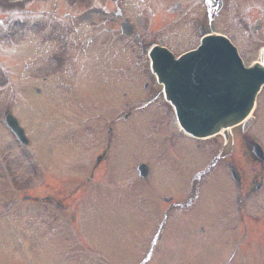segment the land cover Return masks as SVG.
Masks as SVG:
<instances>
[{
  "label": "rangeland",
  "instance_id": "374dc122",
  "mask_svg": "<svg viewBox=\"0 0 264 264\" xmlns=\"http://www.w3.org/2000/svg\"><path fill=\"white\" fill-rule=\"evenodd\" d=\"M235 0H228V5H230L229 7L231 8V10H233V6H235ZM136 3V1H135ZM134 4H127L126 5V9L127 11H131L134 7ZM194 19V18H193ZM232 23L230 25L231 30L233 31L230 32V34L233 36V39L236 41V43L240 46H244L242 51L244 53V55L247 58L248 62H251V60H256L259 54V46L256 44H249V42L245 41V39L241 36L242 34L244 35V32H239V28L237 25V22H239L240 18H238V16L235 14L233 16L230 17L229 19ZM193 26H194V22H190L188 21V25H178L175 26L174 24L171 26L172 28L170 29V32L174 33V35H170L168 34L170 37L172 38H166L164 35H159L157 37H155V42L160 43V44H164V45H168L171 47H181L178 50V53L182 52V49H184L185 47H188V49L193 48V46H195L196 44L193 42V38L196 36V34L194 35V31H193ZM217 28H220L219 25H217ZM184 29H187V32H184ZM24 31L22 29H17L16 30V34L13 36L14 39H11L13 42L17 43V42H21V36L24 34ZM183 32V33H182ZM23 33V34H22ZM140 33L145 35V30L144 29H140ZM182 34H187L186 37H184L181 40ZM9 36H6L5 30L2 28L0 29V54L3 55L4 58L8 57V52L7 49L9 48V43H8V38ZM173 40V41H172ZM181 44L178 46V43ZM186 43L188 44L186 46ZM125 46H122L121 49H124V52H127L131 55H135V48L138 45V40H135L131 43L128 42H124L123 43ZM249 46V48H248ZM113 47V46H112ZM7 48V49H6ZM116 49L122 51L119 47ZM181 50V51H180ZM186 50V49H184ZM183 50V51H184ZM20 52V50H18ZM114 52H112L111 54H113ZM21 55V62L16 61L14 62L13 60L12 63L16 64L15 67V72L17 75H20L21 73V63L25 60V56ZM248 55V57H247ZM121 56H123V53H121ZM136 56V55H135ZM137 59V57H135ZM8 61L10 62V60L8 59ZM138 61V59H137ZM122 67L127 68L130 67L131 65H133V59L129 58V57H123L122 62L119 63ZM118 64V65H119ZM117 73V71H116ZM120 76H122V70L121 72H119ZM0 77H3L0 74ZM134 78L137 80L138 82V89L140 91H137V93H146V91L143 89V84L147 81L145 72L143 71H138L136 73V75L134 76ZM23 84L21 83L19 84L18 87H22L23 88ZM114 85L115 84H109L110 86V93H109V100H113V98H115L113 96L114 93ZM118 87H120L122 92H126L128 93V88L126 87L127 84L125 82H121V84L117 85ZM93 88V86L91 87ZM52 90V88H47L44 92V95L42 97V100H26L25 98L21 99L19 97V101L21 104H19L17 106V108H15V110L17 111V113L21 116V118L23 119L24 122L29 123V127H30V133H31V139H32V147L30 148L29 151V155L27 154V152L22 151L17 145L16 143L10 138V136L6 133V131H4V129H2L1 125H0V138H2L0 140V164L2 166H0V183L5 182V187H7L9 189V184L6 182L8 179L10 181H13L14 184L12 185V188L14 190L17 189H33L34 187L39 185V176L38 175H34L31 174L34 170H33V166L32 163L35 164V166L37 165L38 168L42 171H47V172H54L55 169L58 168L59 164H63L65 162L68 161V156L72 155L71 152V148H69L67 145L62 146L60 143L57 142V137L55 135H53V132H47V133H41V131L43 129H47V125L51 124L53 121V117L51 118V120H44L41 117V106L43 107V103H49L51 107L54 106V101L50 100L51 98H53V96L49 93V91ZM21 92V90H20ZM18 89H17V94H18ZM115 94V93H114ZM147 94V93H146ZM121 97H118V100H129L130 99V95H127V97H122V93H120ZM145 95V94H142ZM6 95H4L5 97ZM61 97H63V93L61 94ZM44 101V102H43ZM3 102H5V100H1L0 103V111H1V107ZM111 102V101H109ZM123 110L122 114H125L127 111H129V107L127 108H121ZM257 112H260L261 114V121H264V92L261 94V96L259 97L258 100V107H257ZM118 114V113H117ZM123 116V115H120ZM66 123H68L66 121ZM263 122L259 123L261 124L258 128V131L264 132V123ZM39 135L41 136V138L39 137ZM45 138V141L43 140ZM54 142L58 143V145L60 146V148L56 147L53 150V147H50ZM69 144V143H68ZM57 152V153H56ZM57 154L60 155V157H57ZM33 155V157H32ZM74 159L76 158V154L71 156ZM72 163H70L67 168L69 166H71ZM53 167V168H52ZM56 167V168H55ZM3 168V169H2ZM66 168V169H67ZM224 173L221 171V169L218 170L217 172V176H221ZM223 180H225V178L222 177ZM222 180V181H223ZM27 220V219H26ZM34 222L33 226H31L29 224L26 225L25 224V220H20V221H15L14 220V224L9 225L8 227L10 228H19L21 231H23L26 235V237L31 241V238L33 237V235H35V230L38 231V224L37 222V216L34 215ZM184 238V237H182ZM179 242H181L180 239H174L173 241V246L175 247ZM28 247H30V243L27 244ZM15 246V245H14ZM13 246V247H14ZM206 246L208 247H204L202 245L201 248H197L196 245L194 244L192 247L187 246L186 248H183L184 250L181 251H188V255H190L189 251H191V254L193 256V260L192 261H187L184 259V263L185 264H223L224 262H226V260L229 258V255H227L228 257H226L224 259V255L223 257H219V256H215L217 254V248H215V246L213 244L208 243V245L206 244ZM218 247V246H216ZM224 247V246H223ZM40 249V247L38 248ZM230 249V248H229ZM228 249V250H229ZM15 250V249H14ZM234 249L232 248L231 251H233ZM50 251V250H49ZM49 251L45 250L46 254H51ZM177 251V253H176ZM17 252V251H15ZM176 253V255H175ZM185 255V254H184ZM17 256H19L17 254ZM30 257L33 258V256L31 254H29ZM181 255H178V250L176 249H171L169 251V256L165 257V260H163L161 263H157V264H177V262L179 261ZM130 260H126L125 263L123 264H129ZM30 262V261H29ZM132 261H130L131 263ZM31 263V262H30ZM264 264L261 262H258L256 260H254L253 264ZM32 264V263H31ZM45 264H69L67 262H61L58 260H53L52 263H45ZM234 264H241L239 258L235 259V263Z\"/></svg>",
  "mask_w": 264,
  "mask_h": 264
},
{
  "label": "water",
  "instance_id": "95a60500",
  "mask_svg": "<svg viewBox=\"0 0 264 264\" xmlns=\"http://www.w3.org/2000/svg\"><path fill=\"white\" fill-rule=\"evenodd\" d=\"M217 48L222 51H229L228 46L220 39H217ZM222 63V62H221ZM217 64V80L210 75V95L205 101V107L210 109L212 117L210 120L199 119L197 123L203 127L213 124V131L220 128H227L242 118L239 116L247 111L252 104L254 94L264 81V68L257 66L252 70H244L240 62L235 58L228 65ZM208 70L207 74H212ZM233 74H236L233 75ZM263 78V79H262Z\"/></svg>",
  "mask_w": 264,
  "mask_h": 264
},
{
  "label": "snow or ice",
  "instance_id": "6c2138e0",
  "mask_svg": "<svg viewBox=\"0 0 264 264\" xmlns=\"http://www.w3.org/2000/svg\"><path fill=\"white\" fill-rule=\"evenodd\" d=\"M94 7H97V8H99L100 7V5L99 4H97V5H94ZM105 11H106V9H104ZM51 50V49H50ZM55 63H60V61H59V59H57L56 61H55Z\"/></svg>",
  "mask_w": 264,
  "mask_h": 264
}]
</instances>
